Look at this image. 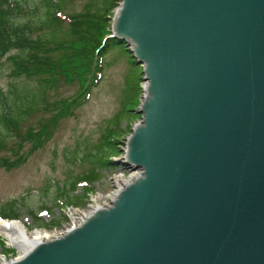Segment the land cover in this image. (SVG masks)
Listing matches in <instances>:
<instances>
[{
    "label": "water",
    "instance_id": "obj_1",
    "mask_svg": "<svg viewBox=\"0 0 264 264\" xmlns=\"http://www.w3.org/2000/svg\"><path fill=\"white\" fill-rule=\"evenodd\" d=\"M118 7L146 81L120 162L141 174L10 264H264V0Z\"/></svg>",
    "mask_w": 264,
    "mask_h": 264
},
{
    "label": "rangeland",
    "instance_id": "obj_2",
    "mask_svg": "<svg viewBox=\"0 0 264 264\" xmlns=\"http://www.w3.org/2000/svg\"><path fill=\"white\" fill-rule=\"evenodd\" d=\"M18 1L23 10L15 17V22L25 27L23 33L27 38L50 37L63 40L69 36L68 16L82 12L87 5L93 6L100 0H57L61 19L56 23L46 21L44 0ZM119 2L120 0L112 10V17ZM112 17L108 21V28L106 27L109 31L112 28ZM124 47L127 52L120 47H113L105 54L102 76L91 87L87 101L51 127L53 135L41 148L30 152L31 144L26 143L22 149L24 162L20 166L11 169L0 166L1 216H11L15 211L16 215L12 217L21 220L29 232L34 228H45L59 235L70 224L61 204H65V201L71 203V199L79 196H86L87 199L94 197L98 186L100 190L107 192L111 188V175L118 172H124L125 175L131 173L120 159L125 154L126 139L130 133L128 127L131 128L141 119L137 110L143 96L144 80L142 66L130 62L134 61L129 51L130 46L125 43ZM16 53L25 56L18 48H13L0 57V121L2 115H10L8 104H4L2 97L9 98L10 90L16 88L23 93L21 96L30 92L37 100L34 109L22 115L20 127L23 130L27 127L36 128L40 118L50 117L51 112L44 108L45 104L73 95L77 92L79 83L76 80L67 82L59 77L50 86L44 80L46 75L14 77L11 74V56ZM138 73H141L140 90L135 98ZM118 111H121L119 118L113 119ZM102 135L110 136V140L116 141L118 152L109 157L115 164L113 169H100L98 166L97 159L102 149L98 146L96 150V146ZM14 140L0 124V158H13L9 147ZM80 176H89L88 181L95 179L90 182L79 180L73 188V182ZM88 187L91 190H87ZM0 237L5 243L4 248L0 249V257L7 260L16 258L19 251L6 242L1 228Z\"/></svg>",
    "mask_w": 264,
    "mask_h": 264
},
{
    "label": "trees",
    "instance_id": "obj_3",
    "mask_svg": "<svg viewBox=\"0 0 264 264\" xmlns=\"http://www.w3.org/2000/svg\"><path fill=\"white\" fill-rule=\"evenodd\" d=\"M117 1L100 0L93 6L87 5L82 12L69 15V36L63 40H54L50 37L45 39L27 38L23 33L25 27L15 22V17L23 10L22 4L18 0H0V57L13 48H18L25 54V56H21L16 53L11 56L13 61L11 74L14 77L46 75L44 80L50 86H53L59 77H63L67 82L76 80L79 83V88L73 95L45 104L44 108L51 112L50 117L40 118L36 128L27 127L23 130L20 127L22 115L32 111L36 105L37 100L34 99L32 93L26 92L21 96L23 93L15 88L10 90L9 98L2 97L4 104H8L10 115H2L0 124L4 131L15 140L9 147L14 155L13 158H0V166L5 169L20 166L24 162L22 149L26 143L31 144L30 152L41 148L53 135L51 127L55 126L60 118L71 115L74 109L87 101L91 87L96 85L102 76L105 54L113 47H120L122 51L127 52L124 44L119 43L117 38L109 37L111 31L106 29L108 21L112 17V10L117 6ZM43 4L46 21L48 23L59 22L61 19L60 5L57 0H44ZM130 62L134 61L130 60ZM139 74L141 75V73H138L135 85V98L140 90ZM23 104L25 108H23ZM120 112L118 111L113 119L119 118ZM133 114L131 117L134 116ZM128 129L131 131L130 126ZM109 137L102 135L96 146V150L98 146L102 149V153L97 159L100 169L115 168L113 160L109 157L116 155L118 149L115 139L110 140ZM1 145L2 141H0ZM108 151L112 152L107 153ZM90 176L93 177V175ZM77 178L73 182V188L79 180L88 181L89 176ZM94 179L92 178L90 181ZM71 203L82 205L84 201L79 196L74 200L71 199ZM14 215H16L15 211L7 217ZM4 245L5 243L0 237V248L3 249Z\"/></svg>",
    "mask_w": 264,
    "mask_h": 264
},
{
    "label": "bare ground",
    "instance_id": "obj_4",
    "mask_svg": "<svg viewBox=\"0 0 264 264\" xmlns=\"http://www.w3.org/2000/svg\"><path fill=\"white\" fill-rule=\"evenodd\" d=\"M118 13H119V7H117L115 9L114 14H116V15L112 19V22H115ZM139 66H141V65H139ZM142 90H143V96H144L146 94V81H144V85L142 87ZM143 96H142V99H143ZM139 122L140 121H138L137 123H139ZM137 123H135L131 127V131H132V129L134 128V126ZM131 131H130V133H131ZM129 171L132 172L134 170H129ZM140 174H141L140 171H134L133 173H131V175L129 177H127L125 179L122 178L121 180H119L121 187L123 186L122 188H124V186L126 184H129L130 182H132L133 178L138 176V175H140ZM120 191H119V193H120ZM119 193H114L113 194V198H114V199L112 198L113 201L117 198ZM85 198L87 199L86 196L82 198L83 201H84V205L87 202L85 200ZM110 205H112V203L104 204L102 206L104 208V206L108 207ZM95 211H96V209L92 212V214ZM0 228H1V233H2L3 237L5 238L6 242H8L9 245L14 247L16 249V251H19V254H18V256L16 258H13V259H11V260L3 263V264H9V263H11L13 261L20 260L24 255H26L29 251H31L38 243H42V242H46V241H50V240L59 238V237L63 236L64 234H66L67 232H69L70 230L73 229L71 227L66 228L63 232H60L59 235H56L52 231L47 230L45 228H43V229L34 228L33 230H31L29 232L27 227L22 222L17 221V220L6 221L4 219L0 220Z\"/></svg>",
    "mask_w": 264,
    "mask_h": 264
},
{
    "label": "built area",
    "instance_id": "obj_5",
    "mask_svg": "<svg viewBox=\"0 0 264 264\" xmlns=\"http://www.w3.org/2000/svg\"><path fill=\"white\" fill-rule=\"evenodd\" d=\"M134 171L141 172V170H134ZM134 171H132L131 173H133ZM131 173L129 175H125L124 172H118V173L111 175V178H110L111 188L107 192H105L103 191V189L100 190L99 189L100 186H98L96 190L97 192L96 195H94V197H90L89 199H87L86 200L87 202L85 205L73 206V205L63 204L62 205L63 212L69 219V223H70L67 228L69 227L75 228L81 225L92 214V212L95 209L97 210L99 208H103L102 205L112 203L113 194L119 193V191L123 189L122 188L123 186L121 187L119 180H121L122 178L125 179L129 177ZM9 260H7L5 257L3 258L0 257V264H3Z\"/></svg>",
    "mask_w": 264,
    "mask_h": 264
}]
</instances>
